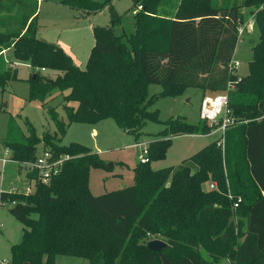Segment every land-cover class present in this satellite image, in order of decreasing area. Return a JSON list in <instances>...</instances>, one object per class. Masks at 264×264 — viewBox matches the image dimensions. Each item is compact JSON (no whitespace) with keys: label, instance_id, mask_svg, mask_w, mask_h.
<instances>
[{"label":"trees","instance_id":"trees-1","mask_svg":"<svg viewBox=\"0 0 264 264\" xmlns=\"http://www.w3.org/2000/svg\"><path fill=\"white\" fill-rule=\"evenodd\" d=\"M131 1L141 10L126 40L115 34L121 19L113 0L61 2L86 16L109 12V26L93 28L94 46L81 70L60 47L37 38L38 0H0V59L12 49L15 59L38 70L28 80L30 101L44 107L54 91L63 96L67 122L50 110L61 136L70 124L106 119L138 136L146 120H156V112L148 111L152 84L160 85L164 95L186 88L200 89L203 96L226 93L234 123L221 143L209 144L176 168L153 171L151 160L164 158L173 138L208 135L216 128L204 121L193 126L181 118L169 120L147 145L149 162L134 168V185L100 196L88 187L90 168L105 167L96 153L79 144L58 145L50 134L40 140L28 122L26 138L10 139L15 128L8 124L1 145L19 168L35 159L40 143L69 159L48 184L36 183L30 195L0 192V208L14 202L8 212L25 227L7 264H54L59 256L88 264H215L223 259L264 264V0ZM242 9L254 14L259 32L245 77L230 69ZM157 14L170 18L156 30ZM40 69L62 75L51 80ZM17 75L15 68L0 69L2 93ZM207 182L217 189L204 192ZM147 234L161 237L166 246L148 250ZM239 238L242 243L234 249Z\"/></svg>","mask_w":264,"mask_h":264},{"label":"rangeland","instance_id":"rangeland-1","mask_svg":"<svg viewBox=\"0 0 264 264\" xmlns=\"http://www.w3.org/2000/svg\"><path fill=\"white\" fill-rule=\"evenodd\" d=\"M56 1L61 0L40 1L37 19L38 38L63 45L68 53L75 56V66L84 70L91 49L94 46L93 28L109 26V12L105 9L96 15L86 16L68 7L57 6ZM94 1L102 2L103 0ZM175 1L172 0L171 3H175ZM221 1L218 0V3L220 4ZM232 1L240 2L241 0ZM112 6L121 19L120 24L114 27L115 34L126 40V37L135 31L133 16L141 10V7H134L131 0H113ZM241 12L244 21L239 28L241 27L243 34L241 38H238L233 58L234 62L232 61L230 64V69L235 70L237 76L245 77L248 75V63L252 60V47L258 41V29L254 14L252 15L249 9H242ZM167 13L170 14V12ZM168 16H158L157 14L158 20L154 23V28L157 30L165 25V21L170 18V15ZM235 62H238L239 66L231 68V65ZM102 64L104 66V62ZM8 67L18 70V79L8 82L3 93L0 91V192L15 189L14 193L24 195L26 186L33 184L31 181L26 182L22 174H19L21 166L19 168L15 161L9 159L10 152L1 145V142L7 137L8 124L10 125V123L15 128L14 136L10 139L15 137L26 138L29 134L28 122L34 128L36 136L40 140L45 134H50L52 141L58 145L79 144L96 153L105 167H91L89 170L88 187L93 196H100L133 186L135 183L133 170L138 165L141 152L135 145L141 143L147 146L155 140V135L165 128V124L169 120L181 118L187 124L193 126H198L201 123L199 110L203 94L200 89L186 88L173 95H164V89L160 85L152 84L147 87L148 97H154L148 111L156 112V120H146L138 136L125 133L111 119L96 124H70L65 134L61 136L57 132L50 110L56 109L58 119L66 123L65 111L57 106L59 102L63 104V97L58 96V92L54 91L50 97L51 99L47 98V105L44 107L38 101H30L29 75L38 70L32 69L27 62L15 59L13 51H7L0 59V69ZM39 72L51 80H54L57 75H62V73L45 69L44 71L40 69ZM67 93L69 91L63 95H67ZM54 96L56 97L52 99ZM221 138L222 133L216 128L208 135L175 137L171 140L165 157L151 160L149 166L153 171L176 168L184 160L209 144L215 141L221 143ZM42 148L40 143L37 148L38 153ZM3 160H5L4 163ZM210 183L207 182L203 185L204 192H208ZM8 210V205L0 208V264L9 262L10 246L21 241L25 229L24 225L11 216ZM31 217L35 218L36 216L32 215ZM131 223L132 228H134L135 221ZM144 240L148 243L153 240H161V237L147 234ZM240 243H242V240L239 238L234 249ZM206 260L209 261V259ZM54 264H88V261L59 256L55 259ZM215 264L232 263L228 259H223Z\"/></svg>","mask_w":264,"mask_h":264},{"label":"built area","instance_id":"built-area-1","mask_svg":"<svg viewBox=\"0 0 264 264\" xmlns=\"http://www.w3.org/2000/svg\"><path fill=\"white\" fill-rule=\"evenodd\" d=\"M243 30L238 28L237 37L241 38ZM231 68H237L239 66L238 62L231 65ZM44 71V69H41ZM228 96L226 93L223 94H206L202 97L200 104V119L204 121L208 126H214L216 129L224 134L225 130L230 127L234 121L229 116V111L227 109ZM135 147L140 149V155L138 158L139 164H147L149 162L148 158V147L145 144L137 143ZM69 159L68 156H58L56 157L53 152L49 149H44L36 154L33 161L24 162L21 164V171L26 178V180L31 181L33 184L26 188L25 196L30 195L35 190V184H48L51 179L59 174L61 168L65 161ZM33 175L34 178L29 179L28 176ZM216 184L211 182L208 186L209 191L216 190ZM240 203V199H237L233 204V208H237ZM15 205L12 202L8 206Z\"/></svg>","mask_w":264,"mask_h":264},{"label":"crops","instance_id":"crops-1","mask_svg":"<svg viewBox=\"0 0 264 264\" xmlns=\"http://www.w3.org/2000/svg\"><path fill=\"white\" fill-rule=\"evenodd\" d=\"M40 1L41 0H38V10H39V8H40ZM62 0L61 1H56L55 2V4L57 5V6H61V7H66V6H64L62 3ZM89 27H90V25H89ZM77 28V27H76ZM93 28V27H92ZM37 38H38V35H37ZM39 39V38H38ZM258 39H259V32H258ZM40 40H43V41H45V42H47V43H50V42H48V41H46V40H44V39H40ZM257 43V42H256ZM51 44H54V43H51ZM58 43H55V45L56 46H58V47H60L72 60H73V62H74V60H76L75 59V56L72 54V53H68L66 50H65V47L63 46V45H61V44H58ZM236 50V49H235ZM7 51H12L11 49H8V50H4L2 53H1V56L3 55H5L6 53H7ZM235 53V52H234ZM233 58H234V56H233ZM233 61V60H232ZM234 62V61H233ZM16 69V68H15ZM18 71V70H17ZM55 73H58V72H55ZM29 78H30V75H29ZM17 79H18V75H17ZM56 96H54L52 99H54ZM61 97H63V96H61ZM71 104V105H70ZM70 104H68V106L69 107H72V108H76V103H70ZM62 105L64 106V103L63 104H60V102L57 104V106H58V108H60V109H62L63 111H64V109L62 108ZM56 108V107H55ZM55 111H56V109H55ZM57 112V111H56ZM70 126V125H69ZM4 161L5 160H3V163H4ZM22 171L19 169V174H22V176H23V178H24V180L26 181V182H28V180H26V178L24 177V175H23V173H21ZM26 187H28V186H26ZM2 192V191H1ZM5 192H9V193H14L15 192V189L13 190V191H5ZM22 238V237H21ZM12 246V245H11ZM11 246H10V248H11ZM9 260H10V257H9ZM8 261V260H7ZM4 262H2V264H3ZM7 264V263H6Z\"/></svg>","mask_w":264,"mask_h":264},{"label":"water","instance_id":"water-1","mask_svg":"<svg viewBox=\"0 0 264 264\" xmlns=\"http://www.w3.org/2000/svg\"><path fill=\"white\" fill-rule=\"evenodd\" d=\"M146 246L148 250L158 252L166 246V243L161 240H153L148 242Z\"/></svg>","mask_w":264,"mask_h":264}]
</instances>
